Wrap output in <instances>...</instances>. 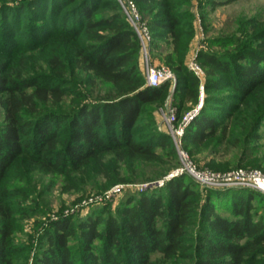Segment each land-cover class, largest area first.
I'll return each mask as SVG.
<instances>
[{
  "label": "trees",
  "instance_id": "1",
  "mask_svg": "<svg viewBox=\"0 0 264 264\" xmlns=\"http://www.w3.org/2000/svg\"><path fill=\"white\" fill-rule=\"evenodd\" d=\"M134 1L152 34L151 58L163 56L172 66L182 101L198 103L202 85L207 93L186 129L185 148L186 143L191 153L206 148L212 156L238 148L239 164L264 166V27L254 45L233 34L234 43L227 44L235 48L231 53L202 50L197 59L212 67L201 78L187 63L191 0ZM51 41L56 47L48 72L16 76L0 63L6 114L0 126V264H15L17 253L10 241L12 215H7L12 209L5 183L9 171L27 164L62 175L95 176L108 163L118 164L123 173L139 161L176 156L169 133L136 139L147 106L173 82L147 84L140 37L119 0H0L1 58ZM187 179L194 180L184 173L167 180L166 191L154 187L138 198L129 196L121 215L102 210L86 220L68 215L53 221L35 264H168L180 258L190 260L186 264H264V192L226 187L201 193ZM232 191L224 213L211 197Z\"/></svg>",
  "mask_w": 264,
  "mask_h": 264
},
{
  "label": "rangeland",
  "instance_id": "2",
  "mask_svg": "<svg viewBox=\"0 0 264 264\" xmlns=\"http://www.w3.org/2000/svg\"><path fill=\"white\" fill-rule=\"evenodd\" d=\"M213 3H218V5L216 4L214 7ZM103 5L106 6L107 1H104ZM100 10L110 13L107 8ZM189 10L193 14V34L190 40V53L187 63L191 69L190 64L192 61H196L203 68L204 76L207 68L211 69L212 66L202 64L197 59L202 50H209L219 53V55L231 53L235 48L227 44L234 43L231 38L233 34H238L242 43L248 39L253 40L250 43L254 45L257 41L258 29L261 26L264 27V0H191ZM145 18L148 20V17ZM54 43L51 41L47 44L43 43V45L20 49L9 59L0 57V63L6 64L7 71L16 76L20 73L31 75L32 71H36V73L39 71L48 72L52 69L51 59L56 47V43ZM65 48L68 50L67 47ZM149 57L152 66L172 67L164 61L163 56L151 58L149 52ZM140 66L146 77V59L143 52L140 56ZM217 74L226 76L220 71H217ZM177 86L178 83L170 84L159 101L147 106V114L141 118V123L145 125L141 131L142 134L136 137L137 141L160 135L167 137L168 133L171 136L164 120V112L170 106L177 108V117L180 115V120H177V124H179L201 103V100L198 103L183 102L182 92L176 93L175 91ZM230 89L223 88L221 91H230ZM102 92V95L105 94V91ZM206 94L204 92L203 106ZM5 115L2 95L0 94V126L5 121ZM186 144L187 149H185L200 170H213L223 173L242 166V168L260 169L264 172V166H259L255 162L250 165H248L249 162L248 164H239L238 160L242 151L238 148L229 149L225 155L219 153L212 156L208 154L206 148H200L191 153L189 144ZM175 149V158L172 155L163 154L158 162H145L143 164L142 161H139L135 165H129V170L123 173L119 165L113 163H108V168L95 176L62 175L27 164H24L19 170L9 171L5 183L9 193L12 194L9 200L12 209L7 212V215H12V226L14 227L10 241L16 247L15 264H35L36 259L44 251V237L53 221L68 215H75L77 218L86 220L88 217L98 215L102 210H106L105 214L112 212L114 215H121L119 213L120 207L126 206L129 196L138 198L140 192H153L154 187H160L161 190L166 191L167 177L182 166L176 145ZM158 150L163 153L166 152L160 147ZM109 157L110 155L107 156V158ZM155 165L157 166L155 167ZM161 169H166L164 174L160 173ZM158 172L159 176H157ZM186 174L193 177L188 172ZM194 180L187 179L186 181H191L196 187H199L201 193L209 189L197 179L194 178ZM116 187H120V190L114 193ZM234 193L235 191L217 192L211 198L215 202V206L222 210L224 207L231 206ZM222 212L225 213L223 210ZM188 262L190 260L180 258V262H169L168 264H186Z\"/></svg>",
  "mask_w": 264,
  "mask_h": 264
},
{
  "label": "built area",
  "instance_id": "3",
  "mask_svg": "<svg viewBox=\"0 0 264 264\" xmlns=\"http://www.w3.org/2000/svg\"><path fill=\"white\" fill-rule=\"evenodd\" d=\"M128 19L135 28L140 37L142 44V51L145 55L146 66L145 73L147 84L150 87H159L162 84L171 81L177 83V76L175 72L166 66L155 67L149 61V45L152 41V34L149 25L138 10L134 0H119ZM190 68L199 77H204L203 68L196 62L192 61ZM201 103L198 107L188 114L179 124H177V108L170 106L164 112V120L168 131L170 132L174 143L179 151L182 160V166L167 177V180L175 178L184 173H190L195 179L201 182L204 186L209 188H226V187H249L264 192V172L260 169H246L236 168L229 172H217L213 170H200L191 160L189 153L184 147V137L186 129L192 120L199 114L204 100V85L201 86ZM120 187L114 189V193L118 192Z\"/></svg>",
  "mask_w": 264,
  "mask_h": 264
}]
</instances>
